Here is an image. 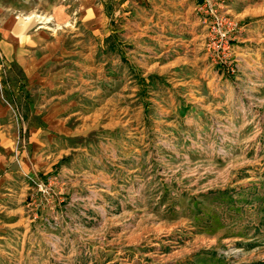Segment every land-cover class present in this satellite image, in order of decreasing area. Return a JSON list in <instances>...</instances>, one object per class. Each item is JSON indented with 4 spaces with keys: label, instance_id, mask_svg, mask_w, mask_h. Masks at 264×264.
I'll return each mask as SVG.
<instances>
[{
    "label": "rangeland",
    "instance_id": "1",
    "mask_svg": "<svg viewBox=\"0 0 264 264\" xmlns=\"http://www.w3.org/2000/svg\"><path fill=\"white\" fill-rule=\"evenodd\" d=\"M68 1L74 2L63 4ZM101 1L116 19L114 12L123 0ZM53 2L18 0L15 14L32 22L30 33L81 32L79 13L73 9L71 18L63 6L56 15ZM211 7L230 22L222 28L228 44L220 34L213 39L216 18L208 14ZM198 8L208 24L205 70L202 65L199 71L175 68L172 73L137 75L142 109L135 136L127 124L89 137L95 152L87 162L94 164L95 180L80 193L91 198L66 197L55 205L57 187L64 185L60 167L70 158L65 154L46 174L30 176V206L37 218L32 223L41 224V219L59 230L53 239L65 241L49 243L53 264L108 259L130 264H264V81L240 79L241 86L231 90L241 70L233 57L241 25L221 12L217 0L211 5L202 0ZM113 25L117 29L114 19ZM111 44L117 48L111 59L118 63L119 41ZM4 62L0 94L19 126L13 154L20 162L30 150L22 73L15 70L11 78ZM132 70L127 74L134 75ZM108 136L111 146L101 151V140ZM48 206L56 209L55 215L46 212ZM39 249L32 246L35 253ZM93 255L97 258H90L91 263L85 261Z\"/></svg>",
    "mask_w": 264,
    "mask_h": 264
},
{
    "label": "crops",
    "instance_id": "2",
    "mask_svg": "<svg viewBox=\"0 0 264 264\" xmlns=\"http://www.w3.org/2000/svg\"><path fill=\"white\" fill-rule=\"evenodd\" d=\"M16 1L0 0V72L4 59L11 78L15 70L22 73L25 95L21 103L30 150L28 157L15 161L19 126L0 94V264H53L49 243L57 246L65 241L53 239L59 230L41 219V224L32 223L37 218L30 206V176L46 174L65 154L70 158L60 167L64 185L57 187L55 205L66 197H82L80 190H88L95 180L94 164L87 162L95 152L89 137L127 124L133 126L130 134L135 136L142 109L138 74L172 73L175 68L199 71L197 67L202 65L205 70L208 24L198 8L202 0H123L114 12L116 19L101 0L65 4L54 0L56 15L63 6L71 18L74 10L79 13L81 32L30 33L32 22L15 14ZM217 4L223 14L241 25L233 44V57L241 70L231 90L239 87L240 79L264 81V0H217ZM111 40L124 44V48L118 45L122 54L114 60L118 63L111 59L117 55ZM129 69L135 74H127ZM170 82L174 86L173 79ZM106 140H101V151L111 146L109 136ZM63 190L65 194H61ZM83 197L91 198L86 193ZM46 212L55 215L56 209L48 206ZM40 213L44 215L42 210ZM35 244L38 253L32 250ZM90 258L97 256L85 261L91 263ZM117 262L108 259L96 264L131 263Z\"/></svg>",
    "mask_w": 264,
    "mask_h": 264
},
{
    "label": "built area",
    "instance_id": "3",
    "mask_svg": "<svg viewBox=\"0 0 264 264\" xmlns=\"http://www.w3.org/2000/svg\"><path fill=\"white\" fill-rule=\"evenodd\" d=\"M206 2L208 3V5L212 4V0H206ZM208 14H213V15H215V18H216L215 19L216 24L214 25L215 35H214L213 39H216V35L220 34V36L225 39V43L228 44L229 37H228L227 33H223L222 28H223V26L230 24V22L228 21V19L225 16H223L219 13L217 8L211 7L208 10Z\"/></svg>",
    "mask_w": 264,
    "mask_h": 264
},
{
    "label": "bare ground",
    "instance_id": "4",
    "mask_svg": "<svg viewBox=\"0 0 264 264\" xmlns=\"http://www.w3.org/2000/svg\"><path fill=\"white\" fill-rule=\"evenodd\" d=\"M34 16V15H33ZM49 17V16H48ZM50 18V17H49ZM52 18V17H51ZM38 19L39 20H42V21H47V20H49L46 16H44V17H42V16H38Z\"/></svg>",
    "mask_w": 264,
    "mask_h": 264
}]
</instances>
